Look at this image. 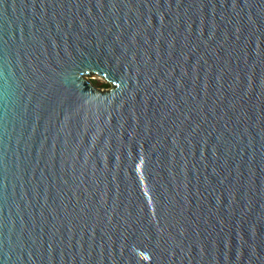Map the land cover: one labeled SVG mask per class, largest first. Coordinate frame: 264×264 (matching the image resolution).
I'll return each instance as SVG.
<instances>
[{"label":"water","instance_id":"obj_1","mask_svg":"<svg viewBox=\"0 0 264 264\" xmlns=\"http://www.w3.org/2000/svg\"><path fill=\"white\" fill-rule=\"evenodd\" d=\"M0 264H264V0H0Z\"/></svg>","mask_w":264,"mask_h":264},{"label":"rangeland","instance_id":"obj_2","mask_svg":"<svg viewBox=\"0 0 264 264\" xmlns=\"http://www.w3.org/2000/svg\"><path fill=\"white\" fill-rule=\"evenodd\" d=\"M90 82L96 86L99 90H105L106 88L109 87L108 83L106 82L105 79L99 77V76H96V75H92L90 77H88Z\"/></svg>","mask_w":264,"mask_h":264},{"label":"bare ground","instance_id":"obj_3","mask_svg":"<svg viewBox=\"0 0 264 264\" xmlns=\"http://www.w3.org/2000/svg\"><path fill=\"white\" fill-rule=\"evenodd\" d=\"M90 77V76H89ZM89 79V78H88Z\"/></svg>","mask_w":264,"mask_h":264}]
</instances>
